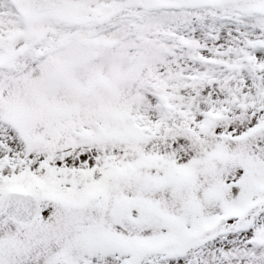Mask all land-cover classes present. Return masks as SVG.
<instances>
[{
  "label": "snow or ice",
  "instance_id": "obj_1",
  "mask_svg": "<svg viewBox=\"0 0 264 264\" xmlns=\"http://www.w3.org/2000/svg\"><path fill=\"white\" fill-rule=\"evenodd\" d=\"M0 264H264V0H0Z\"/></svg>",
  "mask_w": 264,
  "mask_h": 264
}]
</instances>
